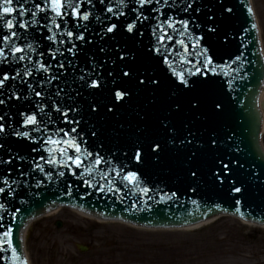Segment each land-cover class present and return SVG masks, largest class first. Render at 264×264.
<instances>
[{
    "label": "snow or ice",
    "instance_id": "snow-or-ice-1",
    "mask_svg": "<svg viewBox=\"0 0 264 264\" xmlns=\"http://www.w3.org/2000/svg\"><path fill=\"white\" fill-rule=\"evenodd\" d=\"M15 2L19 5L18 9L13 7L14 0H2L0 2V25L3 26L4 29L8 30L9 34H5L0 36V40L4 42L6 46H8L9 51L13 56V62H19L25 60V55H20L25 52L24 47H20L14 44V41L20 36L14 30L17 27L19 29H23L27 31L29 28L35 26L36 28L45 27L48 33L51 35H47L46 39L51 44H55L59 42L61 45L65 44L66 38L67 42L71 45L64 49V52L70 53L72 56H77L80 49H78L75 43L71 40V38L75 35L76 40L84 41L85 44H90L91 41L85 38L84 33L89 31V25L92 20V14L90 11H82L81 4L83 0H44V6H41L40 3H34L33 9H28L25 5L29 2V0H15ZM88 3L91 4L92 0H88ZM100 4H104V0H99ZM118 3L127 7L124 4V0H118ZM132 3L138 5V8H132L131 11L137 13L135 19L131 23H127L126 21L121 22L119 27L117 23H111L110 26H107L106 29L100 34V38L103 39L105 36H108L111 33V36H108V39L114 40L116 39V33L121 31L126 23V31L128 33H133L134 29H136L137 21H146L150 19L149 15L145 14V9L147 6L152 5L153 3L160 5L161 3L164 6L173 7L175 5V0H173L172 4H169V0H132ZM70 10V11H69ZM191 10L193 13L198 12L199 6L193 7L192 2H188L185 6L180 9V11L187 13ZM151 12L160 13V7H154L150 9ZM231 11V9H228ZM51 12L54 15L51 17V26L47 24L49 20L48 13ZM108 13H113V8H107ZM248 12L251 15L252 9L249 7ZM13 13H17V16H13ZM38 13L43 14L40 19L45 21L44 25L40 24V20L37 19ZM26 15L31 16V20H23L21 21L19 18L25 17ZM119 15L123 16V12H119ZM11 17V18H9ZM96 21H100L101 17L99 15L94 17ZM59 21V22H58ZM71 24V28L67 29L66 26ZM177 24L180 25L177 28ZM167 25V28L171 29L172 32L179 33L180 36L187 35L191 38L190 32V19H180L176 20L172 16H167L164 20L160 21L152 28V34L156 36L157 43L160 47H155L154 51L163 56V63L168 66L169 69L172 70L173 76L177 77L178 89H187L191 90L194 85L197 84L196 80L190 81L188 77L197 76L198 78H204L201 83L206 82L209 73L215 74L213 65V57L208 55V49H203L202 51L197 52V55L203 57V59L199 62V67L190 68L187 70V77L184 72H177L175 68H173L170 63L168 56L165 55L161 49L165 47L163 44L165 37L168 41H172V35L164 32V26ZM53 27L60 30L59 32H53ZM195 27H199L198 24ZM255 27V25H253ZM215 29H211L214 31ZM157 31H160V35L157 36ZM59 37V41H58ZM27 40V36L24 37ZM33 39H36L33 36ZM199 37H197V44L195 47L199 48ZM176 44H179L184 47L185 52H187V45L184 40H177ZM26 48L28 52L35 51L32 43H27ZM4 48H0V57H3V60H0V64H3L7 61V57L4 56ZM113 51L115 53V59L111 60L113 65L118 67V72L116 75H113V71L115 69H110L108 72V77L111 79H107L105 76L101 75L98 68L102 67L99 63H97L93 58L92 60V71L87 74V78L85 75H80L77 79L75 75L72 77V84H76L79 82V88L75 90V96H79L80 89L82 88H90L97 91L106 90L109 93L110 97V105L101 104L97 105L95 103L88 104V111L91 113L97 112V107H102L106 109V111L111 112L113 108H117L122 106L125 103H128L131 100L132 88L133 86L137 89H148V88H159L160 81L159 78L155 75L148 74L147 70L141 71L139 68L135 66V56L129 51H126L122 48H113L106 49L103 46L99 48V52L104 53L107 57L109 52ZM41 56L44 55L43 52L39 53ZM56 54L63 56V52L57 48L56 52L51 54V58L55 59ZM31 68L25 67L23 72L16 71L14 76H9L8 74H4L2 78H0V105H5L7 101L15 99L16 101H20L22 99L21 95H17L15 92L8 94L6 97L5 86L6 82L11 80H16L19 78L22 82L24 76L31 77L34 72L36 74L44 73L47 74L49 70L53 67L51 64H44L39 61L32 62L31 57H28ZM240 57L237 56L236 60H239ZM65 61L68 63V68L65 69ZM108 59L104 60V63L107 64ZM119 62V63H117ZM185 63H189V61H184ZM235 62V61H233ZM11 63V62H10ZM56 71L52 76H43V83L40 81H36L35 86L32 83H27V88L34 93L35 97L39 98L36 102V108L39 110L38 112H33L32 114H27L25 112H20L19 116L23 118V122L21 127L24 129H28L26 131H20L15 128L12 129L11 132L7 131L5 126L6 118L8 117V112H3L0 114V134L4 135H15L18 138L26 139L31 141L34 146L31 148L32 152L39 153L38 160L33 158L32 160V172L29 173L34 174L35 172L41 173L45 179L51 180L53 177V172L51 169L53 167H58L61 169L69 170L70 175L77 177L78 179L83 180L84 184L91 186V181L89 179H84L85 176L91 177L93 172H99L98 166L104 162L109 163L102 157L98 152L94 153L89 151L87 147H82V145H87V141L83 136V128H80L81 121L84 120V109L80 107L76 103L75 96L73 95V89L65 83L64 86H60L59 84L56 86L55 91L48 90L47 95L43 94L42 91H37V88L44 89L45 85L52 84L53 81H58L61 79H65L66 74L68 72L75 71V60L69 59L68 57H64V60L57 61ZM217 67H221L217 65ZM228 67V65H225ZM63 69L64 71H60ZM127 69V70H125ZM224 75H228L227 72ZM89 81H91L89 83ZM112 85V87H109ZM67 88V91L65 90ZM63 93V95H61ZM97 92H93L92 95L95 97ZM175 93H173L174 95ZM24 99H29V97H23ZM47 103V109L43 106ZM179 107V105H177ZM214 108L219 109L221 105L217 102L213 105ZM71 113V116H70ZM55 114V115H53ZM19 123V122H18ZM87 123V121H85ZM50 125L55 126V130L49 127ZM67 126V127H64ZM11 127V125H8ZM79 129V130H78ZM33 133H39V137L34 136ZM51 133V134H49ZM91 136H97V131L93 128L90 133ZM56 137V138H54ZM190 143V141H189ZM210 145H215L217 141L212 139L209 141ZM45 145H49L50 147H45ZM4 148V142H0V149ZM160 148V145L157 143L155 147L151 150L153 153H157ZM47 152L48 155L45 156L43 153ZM59 156V159L57 158ZM15 159V157H13ZM22 161L25 160V157H19ZM131 159H134L137 164L143 163V157L140 151H135ZM91 160L90 164H86V161ZM41 161L43 163H41ZM12 159L3 160L0 159V165L3 164H11ZM231 161L225 162L223 159L220 160V168L219 171L213 172L214 179L220 180L223 183L224 179H227V172H230L232 169L230 167ZM31 166V165H30ZM46 166L48 170H46ZM83 169L79 174L77 171L73 170ZM115 171V169H112ZM25 173L21 172V175ZM65 171H59L56 173L58 177H64ZM101 179H104L108 176L107 172L99 173ZM191 176L196 177L197 172L195 170L191 171ZM117 175L120 176L121 173L117 172ZM137 180L136 172H128L127 175L121 176V182L128 181L132 183ZM3 185L0 186V196L7 194L8 197H11L15 193V189L13 185L16 184V181L13 180L11 183L7 177L3 178ZM39 186V185H37ZM195 191V189H193ZM100 191H104L103 185L100 186ZM145 192L148 189H144ZM236 193L241 192V188H234ZM68 195H71V191L68 192ZM176 194L172 193L174 197ZM23 203V201H21ZM193 203H196L193 201ZM239 203V201H237ZM0 209H3L5 212L7 209L3 203H0ZM19 211V209H17ZM239 211V209H237ZM4 216L0 215V221H3ZM0 229H3L0 232V253L4 252L7 248L11 249L12 252V264H26L17 253L16 247L13 246L12 241V229L10 226L0 222Z\"/></svg>",
    "mask_w": 264,
    "mask_h": 264
},
{
    "label": "rangeland",
    "instance_id": "rangeland-1",
    "mask_svg": "<svg viewBox=\"0 0 264 264\" xmlns=\"http://www.w3.org/2000/svg\"><path fill=\"white\" fill-rule=\"evenodd\" d=\"M254 3L264 39V0ZM72 216L32 225L28 243L33 264H70L75 259L80 264H264L251 256L260 246L264 253V229L238 224L232 218H219L207 225L208 229L189 234L134 233L117 225L108 226V230L101 223ZM248 241L252 242L250 248L243 249L248 245L239 242ZM83 246L88 250L81 252Z\"/></svg>",
    "mask_w": 264,
    "mask_h": 264
},
{
    "label": "water",
    "instance_id": "water-1",
    "mask_svg": "<svg viewBox=\"0 0 264 264\" xmlns=\"http://www.w3.org/2000/svg\"><path fill=\"white\" fill-rule=\"evenodd\" d=\"M263 51H264V46H263ZM262 88H264V84H263ZM250 89H252V88H250ZM249 93H251V91H249ZM252 101H253V97L249 96V98L247 99L246 117L242 119V121H241L242 124L239 126V128L241 129V131L243 133V135H241V137H243L242 142L239 143L238 141H236L237 145H235V142H233V144H232L230 141L226 140L228 145L225 146V148H227V151H225L226 152L225 157L231 156L230 154H227V153H230V151L234 149L240 155H242L243 158L238 159L239 161H238L236 167L232 169V171H236L237 169H239V167L242 165V163H244V165L248 166L249 168H253L254 166H256L255 171H258V172H260V174H262V173H264V170H263L264 169V161H263L264 155L262 154L261 149L258 146V129H259L258 128V125H259L258 116H259V114H258V111L255 109ZM235 122H239L238 119H236V118L234 119V125H235ZM263 127H264V122H263ZM214 147H215L214 148L215 151L213 152L214 155H217V152H219L220 155H217V156H221V153H222L221 149H223L222 141H220L219 143H216L214 145ZM251 157L256 158V162L253 164L252 167L250 165V158ZM211 165H212V163H211ZM244 168H245V166H244ZM29 185L31 186L33 184L29 183ZM222 186L223 185L212 186L211 188H217L216 190H213V194L220 193L222 191ZM57 189L58 188H56V186L54 185V187L50 188V190H48V191L43 190L40 192H43L44 198L54 199L57 197L55 195L57 192ZM30 190H32V189H30ZM34 190H35V193H37L39 189H34ZM50 192H52L54 194L53 197L48 196ZM38 194L40 196H42L41 193H38ZM33 196H34V194H33ZM221 198L224 200L223 196ZM48 211H50V213L52 214L53 208L47 210V212L43 213V214H48ZM82 213H85V212H82ZM88 215H90V214H88ZM107 223L109 224V226H112L114 224V221L103 220V225H105ZM245 224L249 225L251 223H245ZM206 225H207V220L199 222L197 224L186 225V226H181V227H187L190 232H194V231L200 232L201 228L202 229H208ZM134 227H136V226H134ZM151 228H154V227H151ZM157 228H159V227H157ZM197 229H200V230L196 231Z\"/></svg>",
    "mask_w": 264,
    "mask_h": 264
},
{
    "label": "bare ground",
    "instance_id": "bare-ground-1",
    "mask_svg": "<svg viewBox=\"0 0 264 264\" xmlns=\"http://www.w3.org/2000/svg\"><path fill=\"white\" fill-rule=\"evenodd\" d=\"M251 1H252V4H253V0H251ZM253 9H254V12L257 14V12H256L257 7L255 9V7L253 5ZM257 21L259 23L258 15H257ZM263 46H264V43H263ZM259 105H260V109H261V111L263 113V122H264V88H262V90H261V94H260V98H259ZM68 214L73 215L72 217H74V216H75V218L77 217L76 220H78V219H80V220L89 219V220H92V221H94L96 223L103 224V220L102 219L96 218L93 215H88L87 213H82V211H78V210H74L73 211V210H70V209L65 208V207L53 208L52 214L50 213V211H48V214H42L40 217H38V218L34 219L33 221L29 222L28 227L26 229H24V231H22L23 244L25 246L24 247L25 251H26V244L28 243V239H29V230L31 229L33 223H35V222H44V221H47V220L52 219V218L58 219V218L62 217L63 215L65 217V215H68ZM232 219L236 220L234 218H232ZM71 220L75 221V219H72V218H71ZM215 220H216V218L215 219L214 218L208 219L207 220V225L213 223ZM236 222L238 224L246 225L245 222H243L241 220H236ZM105 225L108 228L109 224L107 223ZM113 225L125 227V228H128V229H132V230L135 231L134 233H139V232H142V233L143 232H151V233H153V232H155V233L175 232V233H189V234L194 233V232H190L187 227H176V228L175 227H169V228L168 227H164V228L159 227V228L147 229V228H141V227H137V226L134 227L131 224H127V223H124V222H121V221H114ZM249 225H251V224H249ZM44 227H46V229H44V230L48 229L47 226H44ZM109 227H111V226H109ZM260 228L264 229V226H262ZM108 230H109V228H108ZM30 257H31V253H30Z\"/></svg>",
    "mask_w": 264,
    "mask_h": 264
}]
</instances>
